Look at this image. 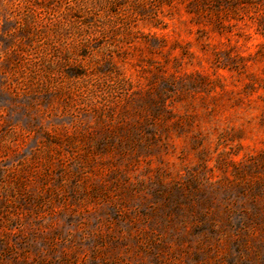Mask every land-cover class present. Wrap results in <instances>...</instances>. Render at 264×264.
I'll use <instances>...</instances> for the list:
<instances>
[{"label": "rangeland", "instance_id": "374dc122", "mask_svg": "<svg viewBox=\"0 0 264 264\" xmlns=\"http://www.w3.org/2000/svg\"><path fill=\"white\" fill-rule=\"evenodd\" d=\"M0 264H264V0H0Z\"/></svg>", "mask_w": 264, "mask_h": 264}]
</instances>
